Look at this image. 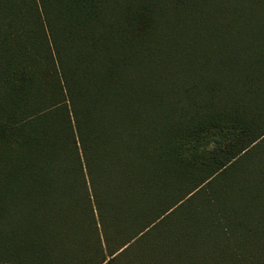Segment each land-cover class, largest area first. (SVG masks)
<instances>
[{"label": "trees", "instance_id": "16d2710c", "mask_svg": "<svg viewBox=\"0 0 264 264\" xmlns=\"http://www.w3.org/2000/svg\"><path fill=\"white\" fill-rule=\"evenodd\" d=\"M50 1L56 9L60 38L68 39L66 50L73 61L101 55L96 61L102 64L98 63L95 73L94 67L89 65L83 69L84 89L77 97V107L72 101L69 110L63 104L60 111L70 127L74 124L80 132L83 123L88 128V138L94 145L93 154L101 167L104 189L113 210L110 213L117 224L126 220L127 212H133L141 204H150L185 174L181 162L159 148L175 129L185 125L173 107L185 85L194 81L195 89L216 94L217 102L225 94L236 96L234 99L241 102L240 111L262 108L252 103L264 97V13L259 35L246 39L247 44H251L259 37L258 45L251 44L244 52L240 51V62L213 69V47L218 45L216 52L219 53L224 50L225 43H229V48L233 49L232 44L237 42L223 40V34L242 31L229 21L217 28L212 25L211 8L215 0ZM260 1L264 8V0ZM41 7L40 18H47L46 25L55 39L44 0H41ZM10 8L8 0H0V9L9 13ZM60 38L57 36L56 41ZM243 46L245 44L234 48ZM53 47L58 50L57 43ZM156 89L163 91L165 107L154 108L158 102L153 92ZM199 108L198 119L191 123L192 119L188 120L186 125L193 124L192 127L204 130L206 123L212 122L208 121L210 110ZM9 116L0 112V130L5 133L29 125L33 119L40 118L41 113L22 121ZM237 121L238 117L233 116L231 128L223 126L226 131H232L225 142L216 138L211 142L212 149L207 148V143L192 148L195 162L204 167L224 156L216 160L207 180L227 170V165L232 160L236 162L256 141L246 144L245 136L251 132V127ZM215 128L219 132L223 130ZM182 131L193 133L188 127ZM28 133L23 141L12 147L0 146V255L1 250H48L68 255L75 247H84L86 238L79 210L61 182L67 175L60 136L51 130ZM128 140L129 145L121 148L120 144ZM148 144H156L153 152L145 151L144 146ZM234 145L239 150H235ZM127 170L129 173L124 174ZM252 170L254 172V168ZM253 172L244 175L246 180L229 184L226 191L232 188V204L241 216L237 226L242 233L249 234L243 242L252 251L253 263L264 264V181L257 179V175H253L256 178L253 180L250 176ZM117 178L125 183L119 190L110 186ZM248 180L251 185L245 184ZM126 181H130L133 190L114 198L116 191L129 184ZM191 217L181 223L179 232L173 231L177 242L173 247L184 245L181 232L186 234L182 225L189 223L193 226L190 229L193 246L209 255L210 264H233L223 246L198 240L202 220L196 215ZM205 230L212 232L209 227ZM178 235L181 239L176 238ZM165 245L163 242L158 248ZM152 252L143 254L136 264H162L150 257ZM106 259L96 264H104ZM177 264L190 263L180 260Z\"/></svg>", "mask_w": 264, "mask_h": 264}, {"label": "rangeland", "instance_id": "374dc122", "mask_svg": "<svg viewBox=\"0 0 264 264\" xmlns=\"http://www.w3.org/2000/svg\"><path fill=\"white\" fill-rule=\"evenodd\" d=\"M44 2L48 9V20L56 34L54 36L60 38L56 9L50 0ZM8 4L11 6L9 13L0 9V112L9 114L15 121L29 120L32 115L38 116L40 113L41 116L33 119L27 126L6 130V133L0 130V146L12 147L23 141L25 135L33 130H51L60 136L66 158L64 171L67 175L62 177L61 182L79 210L86 244L70 250L68 255L48 250H20L12 251L13 253L1 250L0 263L96 264L106 257L104 264L111 262L110 260V264H136L139 257L153 251L150 257L162 264H177L180 260L190 264H210L207 260L209 255L202 254L203 250L193 246V237L190 236L193 226L189 223L182 225L186 234L181 232L184 245L180 248L173 247L174 244L177 245L173 231H178L185 219L196 215L202 220L198 240H209L223 246L227 256L232 257L233 264H255L252 261V251L243 242L249 234L242 233L237 226L241 216L235 212L232 204V188H228L227 192L226 187L242 179L246 180L244 175L253 172V168L254 172L250 176L257 175V179L264 181V97L252 103L253 106L262 108L240 111L238 109L241 102L234 99L236 96L225 94L217 102L216 94L202 88L195 89L194 81L185 85L173 102L178 118L185 125L189 124L198 119V108L206 107L210 110L208 121L212 122L206 123L204 130L192 127L193 124L186 125L193 131L190 134L182 131V128L186 129L185 125L181 126L160 144L162 153L181 162L185 169L183 178L159 194L150 204H141L133 212H127L126 220L117 224L110 213L113 210L104 189L101 167L96 164V154H93L94 145L88 138V128L83 123L80 132L74 124L70 127L60 111L63 104L68 109L72 101L77 107V97L84 89L81 82L83 69L89 65L90 68L94 67L95 73L98 63L99 66L102 64L96 61L101 55L73 61L66 50L68 39L63 41L60 38L57 42L46 25L47 18H40L41 0H8ZM121 19L124 21L122 16ZM246 39L236 40L237 43L232 44L233 49L219 53L214 49L212 68L218 69L220 65L230 67L231 64L240 62L241 53L249 45L259 43V37L251 44H247ZM55 43L58 44L56 51L53 47ZM238 44L245 46L234 48ZM153 92L159 102L155 103L154 108L165 107L167 103L163 91L156 89ZM81 116L83 117L82 109ZM233 116L238 117L237 122L251 127V132L245 136L246 144L256 141L246 153L239 155L236 162L232 160L227 165V170L213 177L214 179L207 180L216 160L224 156L204 167L195 162L192 148L207 143V148L212 149L211 142L216 138L225 142L229 138L228 133L231 135L232 131H226L223 126L231 124ZM188 120L191 121L187 123ZM216 126L223 128L222 132ZM227 128L230 129L231 125ZM195 129L199 131L196 132ZM127 145L129 140L120 144L121 148ZM144 148L147 153L153 152L156 144H148ZM233 164L235 166L232 167ZM107 167L110 169L109 165ZM123 173L128 174L129 171ZM254 176L253 180L256 179ZM210 181L212 183L208 184ZM126 182L129 184L116 191L114 198L118 199V196H124L133 190L130 181ZM124 184L117 178L114 185H109L119 190ZM245 184L251 185L249 180ZM241 187L244 186L241 184ZM207 227L212 232H207ZM176 238L181 239L179 235ZM163 242L166 245L158 248Z\"/></svg>", "mask_w": 264, "mask_h": 264}, {"label": "bare ground", "instance_id": "6f19581e", "mask_svg": "<svg viewBox=\"0 0 264 264\" xmlns=\"http://www.w3.org/2000/svg\"><path fill=\"white\" fill-rule=\"evenodd\" d=\"M211 9L213 16H211L210 21L216 28L222 22L229 21L232 25H238L242 29V31L234 33V35L223 34V40L240 41L244 38H253L259 35L258 31L262 28L261 20L264 13L263 3L260 0H215ZM214 37H216V34ZM225 44L226 46H223L224 50L230 49L229 43ZM217 46L213 48L217 50Z\"/></svg>", "mask_w": 264, "mask_h": 264}]
</instances>
